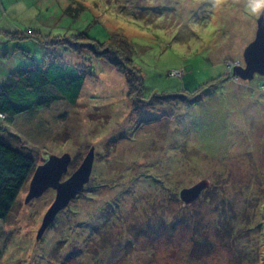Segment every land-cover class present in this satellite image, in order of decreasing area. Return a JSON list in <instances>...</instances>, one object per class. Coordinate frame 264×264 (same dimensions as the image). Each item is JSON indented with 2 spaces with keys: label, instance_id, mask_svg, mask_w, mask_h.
I'll list each match as a JSON object with an SVG mask.
<instances>
[{
  "label": "rangeland",
  "instance_id": "1",
  "mask_svg": "<svg viewBox=\"0 0 264 264\" xmlns=\"http://www.w3.org/2000/svg\"><path fill=\"white\" fill-rule=\"evenodd\" d=\"M263 7L264 0H0V42L8 40L15 67L41 61L44 51L21 34L84 31L129 41L146 95L197 94L193 103L135 105L125 75L106 60L86 47L74 60L66 54L88 71L76 102L20 113L0 136L37 164L69 152L61 180L94 147L90 179L39 239L55 190L26 202L25 186L0 220V264H264V75L234 71L245 66ZM47 45L66 52L62 43ZM8 74L0 68V82ZM201 179L208 187L185 203L180 189Z\"/></svg>",
  "mask_w": 264,
  "mask_h": 264
},
{
  "label": "trees",
  "instance_id": "2",
  "mask_svg": "<svg viewBox=\"0 0 264 264\" xmlns=\"http://www.w3.org/2000/svg\"><path fill=\"white\" fill-rule=\"evenodd\" d=\"M11 35L15 37L18 33ZM30 37H35L44 43V54L42 52L41 61L18 66L0 82V132L5 128L6 123H11L20 113L46 108L60 98L69 103L76 102L88 71L83 67L84 65L68 62L63 57V53L55 54L53 51L57 45L53 47L47 45L49 43H62L66 51L72 54L74 52L81 54L78 49L82 50V47H86L94 56L105 59L125 75L128 86L127 97L135 105L146 99L149 103H154L152 100L154 98L170 99L168 101L179 99L189 103L197 99V94L185 100L183 97L185 94L146 95L143 75L135 66L132 47L127 39L121 38L119 43L113 39V36H110L109 41L98 40L84 31L69 36L56 34L43 37L34 31L21 34V38ZM37 165L33 153L11 144L0 136V220H7L20 192L29 184V178ZM163 222L166 225L170 221Z\"/></svg>",
  "mask_w": 264,
  "mask_h": 264
},
{
  "label": "water",
  "instance_id": "3",
  "mask_svg": "<svg viewBox=\"0 0 264 264\" xmlns=\"http://www.w3.org/2000/svg\"><path fill=\"white\" fill-rule=\"evenodd\" d=\"M243 57L245 66H235V73L243 79H251L256 73L264 75V7L257 17L255 38L244 48ZM70 162L69 152L62 155L51 154L33 171L28 184L26 202L41 196L49 188L55 190V198L43 215L37 239L42 237L58 212L67 207L88 183L93 169L94 147L90 148L80 165L67 178L61 180L62 175L68 171ZM208 185L206 179H201L190 186L182 187L179 196L185 203H190L198 198Z\"/></svg>",
  "mask_w": 264,
  "mask_h": 264
},
{
  "label": "crops",
  "instance_id": "4",
  "mask_svg": "<svg viewBox=\"0 0 264 264\" xmlns=\"http://www.w3.org/2000/svg\"><path fill=\"white\" fill-rule=\"evenodd\" d=\"M25 39H28V38H25ZM7 41L8 40H3V41L0 42V68L3 71V73H5V74L11 72L14 69L15 65H16V64L13 63L12 56L10 55V51H11L12 47L10 45L9 46L5 45V42H7ZM24 51H26V50H24ZM27 52H29V51H26V53ZM59 53H63V55H64L63 57L64 58H65L66 54H70V53H68V51H66V53H65L64 51H59V49H58L55 54H59ZM43 54H44V51H43ZM70 56H71V54H70ZM72 58H73V56H72ZM65 59H67V58H65ZM26 64H28V62H26L25 64H21V65H26ZM17 67H15V68H17Z\"/></svg>",
  "mask_w": 264,
  "mask_h": 264
},
{
  "label": "bare ground",
  "instance_id": "5",
  "mask_svg": "<svg viewBox=\"0 0 264 264\" xmlns=\"http://www.w3.org/2000/svg\"><path fill=\"white\" fill-rule=\"evenodd\" d=\"M67 47H68V46H67ZM65 53H66V52H65ZM70 54H71V53H70ZM75 54H76V53H74V55H72V56L75 57ZM68 56H69V55H68ZM68 56H66V57L69 58ZM77 56H78V55H77ZM98 58H99V57H98ZM100 58H101V57H100ZM71 59L74 60L72 57H71ZM104 60H105V59H104ZM71 63H73V62H71ZM86 63H87V62H86ZM79 67H80V66H79ZM85 77H86V76H85ZM83 82H84V81H83ZM10 136H12V135H10ZM29 179H30V178H29ZM149 217H150V216H149ZM149 220H150V219H149ZM152 220H153V219H152ZM152 220H151V221H152ZM151 221H148V222H151ZM189 258H190V257H189Z\"/></svg>",
  "mask_w": 264,
  "mask_h": 264
},
{
  "label": "flooded vegetation",
  "instance_id": "6",
  "mask_svg": "<svg viewBox=\"0 0 264 264\" xmlns=\"http://www.w3.org/2000/svg\"><path fill=\"white\" fill-rule=\"evenodd\" d=\"M257 74V73H256Z\"/></svg>",
  "mask_w": 264,
  "mask_h": 264
}]
</instances>
